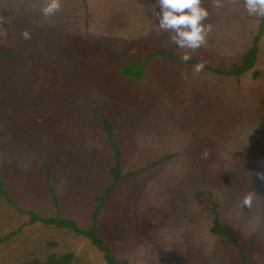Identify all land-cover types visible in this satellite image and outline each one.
<instances>
[{
    "label": "rangeland",
    "instance_id": "374dc122",
    "mask_svg": "<svg viewBox=\"0 0 264 264\" xmlns=\"http://www.w3.org/2000/svg\"><path fill=\"white\" fill-rule=\"evenodd\" d=\"M221 3L203 0L210 13L204 23L213 27L191 57L229 70L250 48L262 18L249 15L243 0ZM43 4L0 0V48L10 42L47 72L38 76L0 55V238L14 231L0 243V264L69 251L70 264H108L85 236L29 223L24 211L92 225L115 159L103 115L114 123L123 173L137 171L114 187L98 218L97 230L116 257L137 264H263L264 151L245 148L264 143V32L254 67L238 78L195 73L194 66L159 57L135 81L122 77L121 54L139 47L180 57L185 51L159 28L156 0H61L49 17L40 12ZM61 121L72 129L67 138L58 132ZM250 192L252 205L243 206ZM212 203L220 222L238 231V245L210 231Z\"/></svg>",
    "mask_w": 264,
    "mask_h": 264
},
{
    "label": "trees",
    "instance_id": "16d2710c",
    "mask_svg": "<svg viewBox=\"0 0 264 264\" xmlns=\"http://www.w3.org/2000/svg\"><path fill=\"white\" fill-rule=\"evenodd\" d=\"M263 32H264V18H262L259 23L257 35L252 40V44L250 48L242 55L239 62L234 63L229 70L216 69L208 65H205L203 70L213 72L220 76L234 77V78H238L239 76L250 71L256 63L257 52H258V41L261 35L263 34ZM0 55L3 58V60L6 62L16 64V65L25 64L38 76H46L47 74L45 70H42L41 68H37L33 65H30L23 58V56L18 52V50L14 48V46L10 42H7L6 46L0 48ZM159 57L168 58L171 61L176 62V63H186L189 66H195L196 64L199 63L198 60L194 58H191L190 60L185 62L182 59H180V56L173 54V52L155 49L151 47H139L133 53L125 52L121 54V60L123 61V63L121 64L119 68L120 73L123 78L133 79L135 81L136 80L142 81L147 71L148 65L151 62H153L156 58H159ZM253 77L256 78L257 73H254ZM57 81L58 80H56V82ZM263 104H264V101L262 102V105ZM60 124L61 126L58 132L65 138L69 137L72 134V131H71L72 129H69V130L64 129L65 126H64L63 121H61ZM101 124L108 137L112 151H114L115 159H114V164L111 165L109 169L107 170L108 175L112 177L111 183L106 187L103 194L100 197H98V204L92 213V220H93L92 225L88 228H82L81 226L77 224L75 220L71 218L51 216V215L43 216L31 210H24V211H26V213H28L30 216L29 221H28L29 223L38 221L45 225H52L58 229H63V228L69 229V230H72L77 235L85 236L87 239L91 241L93 245H95L99 250H101L104 253V259L106 260L108 264H137V263H131L127 259H120L116 257L113 254L112 249L109 246V244L105 241V239L101 236V234L97 230L99 214L101 212V209L105 206L108 196L111 194L114 187L121 180H123L125 176H130L137 172L135 171V172L123 173V163L121 161V152L116 142L114 141V136H113L114 123L113 121L108 119L105 115H103ZM261 126H264V114L262 115ZM245 151H249V152L261 151L262 152L264 151V143H257L255 145H250L245 148ZM173 155L175 154L170 153L162 157L161 159L168 160L169 158L173 157ZM49 167H50V164L45 163L44 176L46 178L47 189L50 190V192L54 196V190L49 184V181H50ZM1 186L2 185H0V187ZM1 191L2 193H4L5 190L1 189ZM197 197L199 199V202H202L201 193H198ZM210 208L212 209L214 213L213 225L210 228V231L214 234L221 235L222 237H225L229 239L231 242L238 245V239H239L238 231L234 229L232 226L220 222L219 217L217 215V211L215 210V203H212L210 205ZM13 233L14 231H11L10 233L1 237L0 243L5 238L6 239L9 238ZM73 259H74V253L71 251L62 253V254H57V253L52 252L44 260L33 259L29 261L28 264H70L73 261Z\"/></svg>",
    "mask_w": 264,
    "mask_h": 264
},
{
    "label": "clouds",
    "instance_id": "9594fccd",
    "mask_svg": "<svg viewBox=\"0 0 264 264\" xmlns=\"http://www.w3.org/2000/svg\"><path fill=\"white\" fill-rule=\"evenodd\" d=\"M215 7H222L221 0H213ZM243 5L249 15L264 18V0H243ZM158 26L163 33L171 34V40L179 50H185L180 57L183 61L190 60L191 52L195 51L208 42V34L212 31V25L205 24L210 15L208 9L203 6V0H156L154 8ZM61 0H44L40 12L44 17H49L60 11ZM24 39H30L31 34L25 30ZM205 65L198 63L193 71L200 73ZM253 193L245 195L243 206L251 207Z\"/></svg>",
    "mask_w": 264,
    "mask_h": 264
}]
</instances>
